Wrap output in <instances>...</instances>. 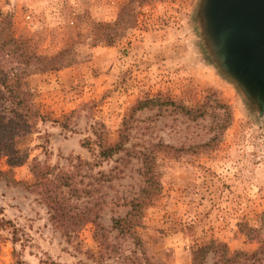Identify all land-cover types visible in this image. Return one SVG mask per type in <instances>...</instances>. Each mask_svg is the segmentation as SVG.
<instances>
[{"label":"rangeland","instance_id":"rangeland-1","mask_svg":"<svg viewBox=\"0 0 264 264\" xmlns=\"http://www.w3.org/2000/svg\"><path fill=\"white\" fill-rule=\"evenodd\" d=\"M199 3L0 0V19L9 17L26 50L59 55L56 70L36 69L28 78L39 118L17 134L21 163L0 158V264H191L192 247L212 241L231 252L261 247L264 264V115L209 57ZM173 103H206L207 110L193 120ZM219 103L232 114L224 130ZM9 108L0 94V114L9 116ZM122 131L126 148L149 156L160 186L136 229L139 245L118 234L112 218L141 195V163L123 151L92 169L75 168L78 159H97L87 146L96 153L98 138L113 144ZM160 142L172 148H156ZM33 163L74 172L92 186L90 198L74 202L99 203L90 216L101 227L87 221L66 234L53 226L33 187ZM214 260L210 253L206 264Z\"/></svg>","mask_w":264,"mask_h":264},{"label":"trees","instance_id":"trees-1","mask_svg":"<svg viewBox=\"0 0 264 264\" xmlns=\"http://www.w3.org/2000/svg\"><path fill=\"white\" fill-rule=\"evenodd\" d=\"M7 62L15 64L10 65ZM58 62L59 55L48 56L26 50L13 35L9 17L4 16L0 19V94L5 95V100L10 104L9 116L0 114V158H7L9 165L21 163L17 134L21 131L30 132L39 118L38 111L32 101L33 95L28 78L35 73L36 69L45 72L56 70L59 66ZM172 105L193 120L203 117L207 110L206 103L189 108L176 103ZM219 107L225 108L226 122L220 128L224 130L231 123V109L223 103H219ZM216 139L217 136H213L208 142L200 144L197 150L209 148ZM127 141L128 136L123 131L120 132L118 140L113 144L104 143L98 138L96 153L94 149L87 146L97 159L92 162L78 159L75 168L77 173L84 166L86 169H92L98 166L100 161L107 160L123 151L126 156L136 158L141 163L140 172L143 180L141 195L122 204L128 208L124 215L112 218V228L117 230L118 234L128 236L136 245H139L141 240L136 234V229L142 225L144 210L149 199L159 191L160 186L153 173L152 161L149 156L140 155L126 148ZM155 147L160 150L172 148L161 142L155 144ZM31 172L34 177L33 187L41 195L53 226L64 228L66 234L78 232L87 221L94 223L98 228L101 227L94 219L95 216H90V214L96 215L94 213L98 212L96 209H98L99 203L96 202L89 207L87 205L91 203L89 201L85 206L79 208V205L74 202L84 196L90 198L94 192L92 186L87 188L81 179L76 178L74 172L59 171L48 165L33 163ZM103 176V174L100 175V177ZM260 250L261 247L251 253L244 250L231 252L226 243L212 241L192 247L190 258L191 264H206L208 255L212 253L215 259L213 264H259L261 261ZM145 264L154 263L146 261Z\"/></svg>","mask_w":264,"mask_h":264},{"label":"water","instance_id":"water-1","mask_svg":"<svg viewBox=\"0 0 264 264\" xmlns=\"http://www.w3.org/2000/svg\"><path fill=\"white\" fill-rule=\"evenodd\" d=\"M203 45L220 72L264 115V0H200Z\"/></svg>","mask_w":264,"mask_h":264}]
</instances>
